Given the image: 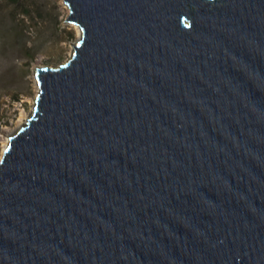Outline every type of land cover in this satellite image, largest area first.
I'll list each match as a JSON object with an SVG mask.
<instances>
[{"label":"water","instance_id":"obj_1","mask_svg":"<svg viewBox=\"0 0 264 264\" xmlns=\"http://www.w3.org/2000/svg\"><path fill=\"white\" fill-rule=\"evenodd\" d=\"M0 160V264H264V0H63Z\"/></svg>","mask_w":264,"mask_h":264},{"label":"rangeland","instance_id":"obj_2","mask_svg":"<svg viewBox=\"0 0 264 264\" xmlns=\"http://www.w3.org/2000/svg\"><path fill=\"white\" fill-rule=\"evenodd\" d=\"M68 14L63 0H0V154L33 110L36 69L65 62L80 39Z\"/></svg>","mask_w":264,"mask_h":264},{"label":"bare ground","instance_id":"obj_3","mask_svg":"<svg viewBox=\"0 0 264 264\" xmlns=\"http://www.w3.org/2000/svg\"><path fill=\"white\" fill-rule=\"evenodd\" d=\"M74 27L78 29L79 35H81V29H80L77 25H74ZM79 38H80V36H79ZM34 100H35V99H34ZM28 116H29V115H28ZM28 116H26L25 114H23V115L20 116V120L26 122ZM25 122H24V123H25ZM22 125L24 126L25 124H20L19 126L22 127ZM9 141H10V140H9V136H7V138H6L5 141L3 142V146L5 147L6 145H8ZM4 147H3V148H4ZM2 155H3V152H1V154H0V160H1V158H2Z\"/></svg>","mask_w":264,"mask_h":264},{"label":"trees","instance_id":"obj_4","mask_svg":"<svg viewBox=\"0 0 264 264\" xmlns=\"http://www.w3.org/2000/svg\"><path fill=\"white\" fill-rule=\"evenodd\" d=\"M16 3L18 2V1H20V0H14Z\"/></svg>","mask_w":264,"mask_h":264}]
</instances>
